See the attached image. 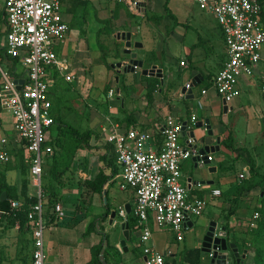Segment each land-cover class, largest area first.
Wrapping results in <instances>:
<instances>
[{
	"label": "crops",
	"instance_id": "obj_1",
	"mask_svg": "<svg viewBox=\"0 0 264 264\" xmlns=\"http://www.w3.org/2000/svg\"><path fill=\"white\" fill-rule=\"evenodd\" d=\"M4 2L0 0V64L4 62L8 69L14 70L12 61L5 54L7 25ZM80 3V13H75L71 4L65 6L64 15L68 21L63 19L68 29L64 38L52 45L53 50L62 45L59 52L54 51L58 60L67 67L64 74H72L75 81L73 79L71 83L55 68L51 69L49 97L56 92L57 96L51 100L53 103L64 96L59 113L79 130L90 131L95 147L77 152L76 163L64 178V185L55 188L57 196L54 204L61 206L63 216L58 217L55 209H48L47 201L43 200L45 264H89L93 249L101 238L99 233L108 235L103 243L105 246L108 243L112 248L109 254L102 249L106 264H146L143 245L138 239L141 232L138 223L129 226L127 250L120 245L123 236L119 224L124 219L118 215L117 209L127 203L132 209V189H121L125 194L116 200V204L110 205L105 198L109 180L103 187V202H99V199L96 201L97 193H94L84 203L82 196L87 193L82 183L86 177H94L100 166L106 174L110 173L111 166H107L101 157L104 153L102 146L106 144L105 136L114 126L123 130L135 128L146 131L150 138L144 143V148L159 149L163 140L162 126L168 115L188 126L180 135L183 146L188 145L192 131L195 137L203 135L204 127L196 128L195 123L205 119H209L212 129V135L206 137L205 143L215 144L216 138H220L219 150L209 153L212 159L201 170L200 177L206 181L212 180V183L199 185L193 182L197 179L194 165H199V160L190 157L181 163V182L188 188L189 197L203 198L205 206H213L216 212L205 220L198 216V224L191 218L183 239L179 241L168 226L159 227L150 218L147 224L151 237L145 245L165 253V264H206L205 255L200 250L202 232L211 220L223 225L227 212L232 208L228 203L234 201L237 205L233 184L239 174L247 169V160L253 158L258 171L264 172V139L255 143L257 134L263 128V118L260 119L259 113L262 114L264 107V62L257 65L252 76L240 77V94L228 104L230 109L225 122L222 120V98L210 87V80L220 69L224 58L220 55L221 47L224 51L223 35L213 13L201 8L197 0H141L138 7L132 5V0H82ZM74 19L80 26L72 33L70 25ZM119 32H130L131 41L141 43V47H132V51L144 60V67L155 66L156 71L160 70L162 78L144 75L138 68L124 73L111 66L125 58L124 41L118 36ZM180 61H184V64L181 65ZM15 74L21 75L22 71L15 69ZM58 79L64 81L63 89ZM186 83H191V93L187 91ZM106 87L114 91L113 95L108 96V92L104 91ZM183 87L185 92L182 91ZM203 88H207L205 94L201 93ZM73 97H77L81 103L80 109L69 103ZM62 109L64 113H61ZM192 115L196 117L194 123L191 121ZM241 127L245 129L244 135L240 134ZM4 131L12 133L6 135ZM14 131L10 114L0 108V138H6L4 146L8 161L11 160L14 165L6 171V177L17 184L21 193L18 200L23 203L25 198L39 197L41 188L34 183L30 171L22 179L23 176L16 169L18 163L24 164L27 153ZM229 132L234 139L235 151L224 146ZM249 136L251 140H248ZM195 144L201 146L202 142L193 141L192 145ZM17 149L18 156H14L13 151ZM228 159L241 166L237 174L229 175L225 165ZM212 166L216 170L209 172L208 168ZM118 174L114 177L121 182ZM190 177L193 179L191 182ZM216 182L218 185L214 184ZM214 188L220 189L221 193L212 195ZM258 193L257 187L239 197L246 198L255 206L258 205ZM240 205L239 210L227 218L236 226L235 234L239 241L244 237L241 229L251 215V212H244L245 204ZM107 209L110 214L105 216ZM112 210L116 215L110 223ZM1 215L0 211V264H31L33 237L28 218L24 215L19 223ZM107 225L110 227L107 228ZM186 232H190L187 237ZM237 245L240 254L246 250L243 264H250L251 252L242 244Z\"/></svg>",
	"mask_w": 264,
	"mask_h": 264
},
{
	"label": "built area",
	"instance_id": "obj_2",
	"mask_svg": "<svg viewBox=\"0 0 264 264\" xmlns=\"http://www.w3.org/2000/svg\"><path fill=\"white\" fill-rule=\"evenodd\" d=\"M140 1L132 0V5L138 7ZM197 1L201 8L213 13L222 31L225 59L210 80V87L229 104L240 94V77L252 76L257 65L264 62L262 7L258 0ZM4 9L5 54L17 58L23 68L19 75L15 74L16 66L12 71L0 64V108L11 114L17 137L25 142V151L30 155L33 181L40 187L44 157L52 152L51 146L44 144L47 129L53 123L50 70L55 68L67 81L74 79L72 74H64L67 67L58 60L52 48L53 43L64 38L68 26L61 15L60 0H5ZM18 79H22V83ZM185 87L190 88L191 83H186ZM206 92L207 88L201 90L202 94ZM113 93L110 89L108 96ZM195 118L191 116L192 123ZM182 128L181 121L168 115L162 126L163 140L159 149L144 148L150 138L144 130H123L116 125L105 136V143L113 146L120 167V189L130 188L134 193L131 211L141 228L138 239L143 245L146 264H165V253L145 245L151 237L148 220L152 218L159 227L168 226L179 241L183 239L187 222L200 216L206 203L201 197H189L188 188L181 182L182 161L197 153L192 137L188 138L187 146L180 143ZM6 143V138H0V162L3 163L9 159L4 150ZM207 159L210 161L212 156L208 154ZM243 175L241 172L239 177ZM220 193V189H212V195ZM10 204L15 208L21 202L12 200ZM55 211L58 217L63 216L59 204L55 205ZM117 213L126 220L128 214L124 206L118 207ZM27 218L33 237L31 264H45L40 194ZM257 218L258 213L254 212L247 223L254 226Z\"/></svg>",
	"mask_w": 264,
	"mask_h": 264
},
{
	"label": "trees",
	"instance_id": "obj_3",
	"mask_svg": "<svg viewBox=\"0 0 264 264\" xmlns=\"http://www.w3.org/2000/svg\"><path fill=\"white\" fill-rule=\"evenodd\" d=\"M258 1L262 7L260 16L261 21L264 25V0ZM7 58L12 61V65L14 68L18 63L17 58H13L10 56H7ZM108 88L109 87H106L104 91L108 92L110 90ZM60 102V99L55 100L53 103L51 102L52 110L50 109V113L53 118V123L48 127L47 138L44 141V144L50 145L52 149V152L50 154H46L44 157L40 183V199L42 201V207L43 200L45 199L48 203V209L49 207H53V209H55L54 203L56 202L55 199L57 196L55 188L57 186L64 185V178L67 177V173L72 170L73 165L76 163L77 152L79 150H91L95 147L90 142V131H81L61 117L59 113ZM22 142L23 146L25 147V142ZM224 146L231 151L236 150V148L234 147V139L231 132H229L228 136L225 138ZM5 148L6 146H4V150L6 151ZM102 150L104 151V153L102 154L101 160L105 161V164H107V166H111V170L110 173L106 174L103 169H98L94 177H86L84 179L83 186L86 188L87 193H89L90 196L94 193L102 195L105 183L109 180H112L114 176L118 174L120 169L116 161L113 146L106 143L104 146H102ZM18 153L19 149L13 151L14 156H18ZM249 159L250 160H247V169L245 171H242L244 173L243 177H237L235 183L233 184V187L235 188L234 195L236 198H238L244 192H248L249 190L258 187L259 193L256 196L258 199V205H255L251 211V215L254 212H257L258 218L256 219L254 226H250L248 223H246L242 227L241 230L244 233V237L241 241L238 240L236 235H234L231 240L236 245L242 244L243 247H245L252 253V264H264V172L263 174L260 173L258 171L259 167L256 166L253 158ZM13 167L14 165L12 164L11 160L4 163L0 162V195L3 191H5L7 195L6 199H0V211L2 212L1 217L9 216L11 217L12 221H18L20 223L24 215L27 217V213L30 210L31 205L38 200V197L32 196L29 198H25L24 202L21 203L18 207H11V201L18 200V197L21 195V193L18 192L17 184L15 182L9 181L6 177V171L12 169ZM16 169L19 170L21 176L30 171V155L28 153L24 164L21 165L20 163H18ZM22 179H24V176ZM235 212L236 209H233L232 207L226 214V221L223 225H225L228 235L231 232H234V230L236 229V226L232 225L227 219L229 215L234 214ZM108 214H110L109 209L105 211V216ZM102 218L105 217L102 216ZM126 221L128 222V225L130 227H133L138 223L137 218L133 215L132 211H130V213L127 215ZM99 234H101V238L99 243L93 249L92 259L89 264H103L99 259L100 251L103 248L105 254L112 253V248L108 245V243L106 244V246L103 243L104 240H107L108 235L103 233Z\"/></svg>",
	"mask_w": 264,
	"mask_h": 264
},
{
	"label": "water",
	"instance_id": "obj_4",
	"mask_svg": "<svg viewBox=\"0 0 264 264\" xmlns=\"http://www.w3.org/2000/svg\"><path fill=\"white\" fill-rule=\"evenodd\" d=\"M118 36L120 39L124 41V48H123V55L124 59L121 61H117L113 64H111L112 67H116L118 72H124L129 73L133 72L136 68L141 69L142 74L149 75V76H156L159 78H162V73L160 70L156 71L155 66L150 67H144V60L139 59L137 56V53L132 51V47H141V43L139 42H132L130 39V32H119ZM116 80H118V77H116ZM19 83H22V79H18ZM20 85H18V88ZM182 91L185 92V87L182 88ZM189 93H191L192 89L191 87L187 90ZM230 109L228 104L224 100H222V120L226 122L227 117V111ZM196 128H202L204 127V133L200 137H195V133L192 131L190 133L191 137L194 141L202 142L201 146H198L197 144L194 145V147L197 150L196 155L193 157V159L202 160L199 165H194L195 172L194 174L197 176L193 182L197 184H204V183H212V180L206 181L202 179L201 176V170L209 163V160L207 159V156L210 152H214L215 150H219V142L220 138H216L215 144H209L205 143L206 137H209L212 135V129L210 127L209 119H205L204 121H197L195 123ZM183 133L186 129L185 123H183ZM94 138L91 137V144L93 143ZM216 170L215 167H209V172H214ZM193 179L190 177L189 181L191 182ZM7 195L6 192L3 191L0 195V199L4 200L6 199ZM126 214L130 213V204L127 203L124 206ZM115 211H111V218L110 223H112V219L115 217ZM120 229L122 232L123 238L120 240V245L124 248V250H127L126 242L130 239V233H129V225L126 220L120 222ZM106 244V242H105ZM200 250L205 255L204 262L206 264H243V258L244 253L246 250H243V254H240L237 245L231 241L230 234H227V230L225 225L217 226L216 221H209L207 226L205 227V230L202 232L201 240H200ZM103 250L99 256L100 260L103 264H106L105 260L103 259Z\"/></svg>",
	"mask_w": 264,
	"mask_h": 264
},
{
	"label": "rangeland",
	"instance_id": "obj_5",
	"mask_svg": "<svg viewBox=\"0 0 264 264\" xmlns=\"http://www.w3.org/2000/svg\"><path fill=\"white\" fill-rule=\"evenodd\" d=\"M82 0H60V2H61V15L63 16V18L66 20L67 19V21H68V18H67V16L66 15H64V13H65V11H64V8H65V6H70V4H71V6H72V10L75 12V13H80V2H81ZM76 20L77 19H74L73 21H72V25H70V32H75L76 31V29H78V27L77 26H80L79 24H77L76 23ZM224 44V43H223ZM223 46V45H222ZM60 47H62V45H59V46H57V47H55L54 48V50L55 51H57V52H59L60 51ZM261 51L262 52H264V45H262V47H261ZM225 52H226V47H225V44H224V51H223V48L221 47V52H220V55H222V56H224V58H223V60L225 59ZM2 66L3 67H5V68H8L6 65H5V63L3 62L2 63ZM16 71L18 70V71H22V65L20 64V63H17L16 65ZM255 76V75H254ZM58 81V84L60 85V88L61 89H63V85H64V81H62V79H58L57 80ZM74 81H75V79H74ZM74 81H72L71 83H73ZM259 81V80H258ZM73 86V85H72ZM58 90H59V87H58ZM62 91V90H61ZM56 92H52V94H50V100H54V96H57L56 94H55ZM58 94V93H57ZM64 97V96H63ZM63 97L60 99V101L61 102H63L64 101V99H63ZM72 102V103H71ZM69 103L73 106V107H77L78 109H80V105H81V103L78 101V99H77V97H73V98H71V100L69 101ZM55 106V105H54ZM60 109V108H59ZM263 109V111H262V114L261 113H259V116H260V119H262V123H261V126L263 127L262 128V130L257 134V136H256V140L255 139H253V141L255 140V143L257 144V143H259V141L261 140L262 141V139H264V107L262 108ZM51 110H52V108H51ZM77 110V109H76ZM61 113H64V111H63V109L61 110ZM61 115V114H60ZM4 116H6V117H8V115L7 114H5L4 113ZM4 116H2V117H4ZM61 117L64 119V115L62 116L61 115ZM10 118H12V116H11V114H10ZM13 119V118H12ZM243 125V124H242ZM2 131V130H1ZM244 131H245V129H244V127H241V131H240V134L242 133V135H244ZM3 132V131H2ZM4 133L6 134V135H10V133H12V132H10V131H8V133H6V131H4ZM13 133H15V131L13 132ZM252 139V137H248V140H251ZM264 141V140H263ZM251 143H253V142H251ZM226 169L228 170V172H229V175H232V174H234V173H236L237 174V172H238V170L239 169H241V166L240 165H237V164H235L233 161H231V160H227L226 161ZM119 167V166H118ZM120 168V167H119ZM100 169H103V167L102 166H100ZM119 171H120V169H119ZM92 175V174H91ZM83 184V183H82ZM214 184H216V185H218L217 184V182L216 183H214ZM84 187V186H83ZM86 192L85 193H87V190H85ZM123 194H125V192H124V190H121L120 189V179L119 178H117V177H114L111 181H110V183H108V191H107V194H106V199H107V202L110 204V205H114V204H116V200H119L121 197H122V195ZM90 195H89V193H87V194H84V196H82V201L84 202V203H87V200H88V197H89ZM95 197H96V201H98V199H99V202L100 201H102L103 202V197H104V194H102V195H98V194H96L95 195ZM230 198H232L231 196H230ZM231 200V199H230ZM245 204V208H243L244 209V212L246 213H248V212H251L252 211V209H253V206H252V203L250 202V201H248V200H246V198H244V197H238L237 198V205H235V203H234V201H231V202H229L228 204H229V206L230 207H233V209L235 208L237 211L239 210V206H241L240 204ZM80 205V204H79ZM204 210V212H203V215H200V217H201V219H206V218H210V216L212 215V213L213 212H216V209L213 207V206H211V205H206L205 206V208L203 209ZM236 211V212H237ZM103 212V211H102ZM250 214V213H249ZM195 221H196V223L195 224H198L199 223V220H198V218L197 217H192ZM119 220V218L118 217H116V220ZM219 223V225H217V226H220V222H218ZM240 224V221L238 222V225ZM108 227H110V225H107V228ZM110 230L111 229H109L108 230V233L110 232ZM236 230L237 229H235L234 230V232H231L230 233V239H232L233 238V236L234 235H236L235 233H236ZM186 231V230H185ZM184 231V232H185ZM188 233H190V232H186V237L188 236ZM141 250V249H140ZM131 251V250H130ZM136 251H138V250H135V252ZM134 252V251H133ZM134 252V253H135ZM251 254V257H250V259H249V263L251 264V263H253V259H252V253H250Z\"/></svg>",
	"mask_w": 264,
	"mask_h": 264
}]
</instances>
